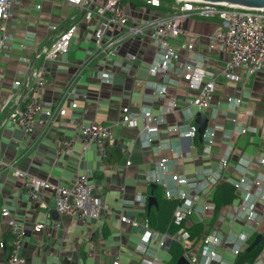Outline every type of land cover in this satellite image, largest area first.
Wrapping results in <instances>:
<instances>
[{
  "label": "crops",
  "instance_id": "obj_1",
  "mask_svg": "<svg viewBox=\"0 0 264 264\" xmlns=\"http://www.w3.org/2000/svg\"><path fill=\"white\" fill-rule=\"evenodd\" d=\"M160 3L162 9L139 1L127 0L132 17L130 24L171 13L174 0H163V2L160 0ZM36 4H40V7L37 8ZM75 11V8L67 5L63 0H20L11 8V19L7 29V35L10 36L7 44L11 47V57L0 54V139L5 140L3 147L0 148V163H2L0 164V213L3 208H7L24 225L26 233L22 254L25 264H113L116 258L121 264V247L124 243L127 244V239L121 233L127 230L131 233L135 231L134 234L137 235L139 231L140 234L137 236L140 238L144 229L141 227L132 229L128 224L126 228V223L120 221L119 214L142 217L146 204H140L135 196L139 193L148 197L151 194L154 196L153 188L156 184L154 183V187L151 186L152 183L147 180L146 173L154 168V162L158 158L152 148L143 147L139 143L140 127H126L118 123L121 106L129 105L132 110H137L144 103L151 106L154 112H159L165 102L173 99L176 106L166 115L170 124L186 120L195 121L198 112L186 103L191 97V92L183 86L182 81L178 85L169 84L167 92L162 97L147 95L152 83H173L171 81L178 77L174 73L158 78L148 74L147 69L150 60L154 57L155 46L144 36L131 35L125 29L120 32L114 31L113 36L117 34L124 36L117 53L108 58L105 57L106 52L92 57L94 52L92 37L80 29L75 33L67 53L49 63L45 86L41 92L42 107L48 109L54 108L60 101L63 91H67L61 100L65 114L61 116L54 114L49 120L40 113L37 116L34 134L23 137L18 127L8 119V105L1 108L2 98L10 91L12 81L17 76L24 78L26 65L18 61V55L29 56L36 49L47 45L51 38L48 25L59 22L64 26L72 22L71 16ZM217 23L216 17L188 16L179 20L180 26L185 31L197 34L195 48L198 58L216 72L213 103L218 105V116L213 119V124L214 122L222 124L223 128H216L215 143L210 155L201 153V147H198L195 138L192 142L180 140L175 135L167 138L173 141L175 146L181 145L184 149L182 158L174 164V168L185 174H191L206 165H216L225 146L227 144L232 146L235 153L223 171V176L227 180L240 175L233 168L234 160L239 155L254 159L264 149V131L258 129L257 132L246 134L233 132L231 137L223 132V129L232 130L237 123L257 128L260 126V119L264 116V67L251 79V82H248L250 80L248 77L235 84L232 91L227 90L226 80H222L218 72L227 54L209 46V36L216 29ZM183 37L185 36L180 35L173 41L178 45L183 44L185 42ZM107 49L109 50L110 47ZM181 52L187 53L182 47ZM39 64L38 61L36 66ZM101 69L112 73L113 78L110 82H104L99 78ZM25 89L26 83L23 80L19 88L14 91L12 102L16 101V94H23ZM238 90L249 92L252 98L233 108L226 102L225 95ZM72 101L76 103L75 107H71ZM247 110L251 113H246ZM77 119L84 122L96 121L113 127L116 143L109 148L106 157L100 156L94 144L82 147L79 132L75 127ZM160 127L163 128V124ZM68 136L75 138L71 153L58 154L57 143ZM201 140L199 143L202 145ZM162 145L165 149V145L163 143ZM193 155L197 156L196 160L192 159ZM14 168L59 184L72 182L77 173H90L95 182L94 192L103 205L101 217L97 220L84 221L76 217L59 216L54 209L53 193L50 190H45L42 195L47 208L37 206L24 192L21 185L22 178L13 175ZM160 188L163 196V189L161 186ZM212 189L213 187L207 192L209 200H212ZM232 202L220 208L215 221L226 206H230V211L225 213V217L222 216V220H227L228 223L235 221L231 213ZM117 205L120 206L119 214L115 213ZM262 206L264 202L259 205L257 211L258 224L244 223L251 228V231L241 230V232L247 235L254 231L262 233L264 229ZM205 217L199 219L193 215V219L198 221L204 220ZM54 220L60 221L59 227H53ZM5 221L6 218L0 214V240L4 242V247L0 248V264H7L12 240ZM37 222L43 223L44 227L34 231L33 224ZM254 226L256 229L253 231ZM116 228H118L117 233L119 232V245L108 240L109 236L116 234ZM212 228L219 230L214 225L209 227ZM153 244L152 242L149 247L154 249ZM247 245L246 241L244 247L246 248ZM197 249L198 245L192 250ZM216 250L228 261L234 260L233 254L228 249L219 246ZM143 255L150 259L152 252L147 251L141 254L140 258ZM76 258L77 262L74 261ZM140 258L134 260L129 255L126 264H140ZM160 263L164 264L166 261L154 262V264Z\"/></svg>",
  "mask_w": 264,
  "mask_h": 264
},
{
  "label": "built area",
  "instance_id": "obj_2",
  "mask_svg": "<svg viewBox=\"0 0 264 264\" xmlns=\"http://www.w3.org/2000/svg\"><path fill=\"white\" fill-rule=\"evenodd\" d=\"M63 1L76 10L71 16L72 22L64 26H61L59 22L50 23L48 30L51 31V38L48 44L36 49L29 56L18 55V61L26 65V70L23 72L24 78L17 76L12 81L8 94L2 98L1 108L8 105V119L18 127L22 136L34 134L37 116L40 113L47 116L49 120L54 114L58 116L65 114L61 100L67 91H63L60 101L54 108L48 109L42 107L41 92L45 86V75L48 72L49 63L67 53L75 33L81 29L91 35L94 43L92 57L106 52L105 57L108 58L117 53L124 38L123 35L118 34L113 36V32L125 29L129 34L144 36L151 44H154L155 54L147 69L150 76L158 78V76L174 73L178 77L171 81L173 83H152L149 91L151 94L147 93L149 97L164 96L169 84L178 85L180 81L191 92V97L186 100V103L196 106L198 112L202 110L201 112L207 117V125L202 134L201 153L210 155L215 143L216 128L222 127V124L215 122L213 125L209 124L210 118L215 119L218 116V105L213 103L216 92V72L198 58L195 48L198 36L185 31L180 26L179 20L188 16L218 19L216 29L209 36V46L211 49L227 54L218 72L226 82L235 85L252 74H258L264 65V8H251L211 0H174L171 13L130 24L132 17L127 0ZM135 1L150 6L160 4V0ZM19 2L18 0H0V54L4 57H11V47L7 44L10 37L7 35V29L11 19L12 5ZM36 7L39 8L40 4H36ZM180 35L185 36L183 37L185 42L181 43L182 45L173 41ZM108 47H110L109 50ZM181 47L185 49L186 54L181 52ZM127 57L130 56L127 55ZM38 61L40 64L36 66ZM241 70H245L248 76L242 77ZM99 78L104 82H110L113 75L109 70L101 69ZM23 80L26 83V89L23 94H16V101L12 102L14 91L19 88ZM250 98H252L251 94L243 90L225 95L226 102L233 108L244 104ZM10 102L12 104H9ZM75 106L76 103L72 101L71 107ZM175 106L173 99L165 102L159 112H154L151 106L144 103L137 110H132L129 105L121 106L118 123L122 126L138 128V120H140L142 125L138 130L139 143L143 147L152 148L158 155L154 168L146 173L147 180L160 185L165 198L178 199L172 218L173 223L179 225V228L172 235L168 232L152 230L148 226L146 217L135 218L127 214H119L120 221L128 224L130 228L144 229L142 236L138 238L136 249L142 254L151 251L152 257L149 259L143 255L139 259L140 264H154L156 261L163 263L156 252L160 248L167 250L172 238L180 242L183 247L191 246L192 240L188 231L182 226V222L192 215L202 219L213 212L214 203L208 199L207 192L219 180L226 179L223 176L224 168L229 165L235 153V149L227 144L220 153L216 165L203 166L191 174L176 170L174 164L182 158L184 149L181 145L175 146V143L167 137L175 135L180 140L192 142L198 132V124L191 120L168 123L166 115ZM246 113L251 111L247 110ZM260 122L258 128L237 123L232 130L223 129V132L231 137L233 132L246 134L257 132L258 129L264 131V116L261 117ZM162 124L163 128L160 127ZM75 127L79 132L82 147L94 144L102 158L107 156L109 148L116 143V135L111 125L77 119ZM74 141L73 136L61 139L57 143V153L69 155ZM191 157L193 160L197 159V156ZM234 161L233 168L240 175L227 180L234 186L241 203L233 205L232 217L245 224H258L257 211H259L260 202H264V149L254 159L239 155ZM12 173L22 178L21 185L28 199L39 207L47 208L42 195L45 190H50L53 193L54 209L59 216L76 217L84 221L97 220L101 217L103 205L94 192L95 182L88 172L77 173L73 181L68 184H59L49 179L29 175L18 168H14ZM147 198V195L140 193L135 196V199L144 205L147 204ZM201 199L203 202H200ZM262 208L264 209V206ZM0 214L6 218L5 223L12 237L7 264H25L22 254L26 233L24 225L7 208H3ZM52 225L57 228L60 221L54 220ZM43 227L44 224L40 222L33 224L34 231H39ZM255 229L256 226L253 231ZM248 236L244 232L235 234L230 231L222 237L217 228H212L203 233L196 251L185 250L182 255L190 264H233L234 260L228 261L223 258L216 248L220 246L228 249L235 258L244 248ZM152 242L154 249L149 247ZM2 247L4 242L0 240V248ZM263 257L264 245L251 264H262ZM113 264H119V259L116 258Z\"/></svg>",
  "mask_w": 264,
  "mask_h": 264
},
{
  "label": "trees",
  "instance_id": "obj_3",
  "mask_svg": "<svg viewBox=\"0 0 264 264\" xmlns=\"http://www.w3.org/2000/svg\"><path fill=\"white\" fill-rule=\"evenodd\" d=\"M163 2V0H161ZM159 9H162V4L159 6H154ZM195 142L198 147H201L199 141L198 132L195 135ZM153 194L155 198V202L150 204L149 206L146 204L145 209L142 213V217H146L148 219V226L152 230H156L159 232H168L171 235L175 234L179 225L173 223V209L176 206L178 199H167L162 196L161 188L159 185H156L153 188ZM238 193L236 192L234 186L231 184L229 180L221 179L212 189V202L214 203V210L211 215L205 217L204 220L198 221L197 219H193V215L189 216L182 222V226L188 231L189 237L192 240V244L189 247H183V245L178 242L176 239L172 238L169 241V245L167 248V252L170 257L166 261L165 264H176L177 259L183 254L185 250H192L194 246H199L201 242V237L204 232L208 231L209 227L214 225L215 218L219 213V210L222 206L229 204L232 202ZM141 217V218H142ZM257 232H252L248 239L247 244H249L255 237ZM263 237L259 243H257L252 249L249 251L244 247L234 258L233 264H251L254 260L256 254L260 251L262 246L264 245V229L262 230ZM192 248V249H191ZM10 249V246H9Z\"/></svg>",
  "mask_w": 264,
  "mask_h": 264
},
{
  "label": "rangeland",
  "instance_id": "obj_4",
  "mask_svg": "<svg viewBox=\"0 0 264 264\" xmlns=\"http://www.w3.org/2000/svg\"><path fill=\"white\" fill-rule=\"evenodd\" d=\"M18 1H20V0H18ZM16 5L17 4H13L12 8L14 6H16ZM263 67H264V65H263ZM263 67H262V69H263ZM241 75H242V77L243 76H248V73L245 70H241ZM255 76H256V74H252L251 76H249L250 80L248 82H251V79H253ZM221 79L225 80V78L222 75H221ZM221 79H219L220 82H222ZM225 86H226V89L229 90V91H232L233 87H234L233 84L227 83V82H225ZM227 94H229V93H227ZM224 104L225 103H222V105H224ZM193 109L198 111L197 107L194 106V105H193ZM200 111H202V110H200ZM209 124L213 125V119L210 118ZM141 125H142V123L140 122L139 123V127H141ZM4 141L5 140L3 138L0 139V148L3 147ZM226 168L227 167H225L224 170ZM259 201H261V200H259ZM200 202H203V199H201ZM240 203H241V199L239 197H237V198H235L233 200L232 205H238ZM119 208H120V206L117 205L116 208H115V213L119 214ZM227 211H230V206H226V207H224L221 210V213H220L219 217L217 218V220L214 223V226L219 228L220 235L222 237L226 236L228 234V232H230V231H232L235 234L240 233L241 230L247 231V232L251 231V228L248 227L247 225H244V223L242 221L240 222V221L235 220L233 222L228 223L227 220H225L226 222L224 220H222V216L225 217V213ZM258 217H259V215H256V220H258ZM125 227L127 228V224H125ZM128 227L130 228V226H128ZM115 230H116V232H115L116 234H112L111 236H109L108 240L112 241V242H115L116 245H119V239H118L119 232L117 233L118 228H116ZM132 231H134V230H132ZM134 232L131 233V232L125 230V231H123L121 233V235L123 237H125V239H127L126 240L127 244L124 243L123 247H121V251H122L121 254H120V262H121V264H126L127 263V261L129 260V255L131 256L132 259L136 260V259L140 258L141 254H142V252L140 250L136 249V245L138 243V237H139L137 235H139L140 232L138 231L137 235H135ZM156 255L162 261H167L169 259V257H170V255L166 251V249H163V248L158 249L157 252H156ZM74 261L77 262L78 261L77 258Z\"/></svg>",
  "mask_w": 264,
  "mask_h": 264
},
{
  "label": "water",
  "instance_id": "obj_5",
  "mask_svg": "<svg viewBox=\"0 0 264 264\" xmlns=\"http://www.w3.org/2000/svg\"><path fill=\"white\" fill-rule=\"evenodd\" d=\"M211 1H219L227 4H233L238 6H245V7H251V8H264V0H211ZM195 122L198 124V135L199 138H202L203 131L207 125V117L203 114V112L199 111L196 114ZM152 187L155 186L154 183L151 184ZM155 202L154 196L151 194L148 197L147 205ZM263 234L261 232L257 233L254 237V239L247 245L246 250L249 251L252 249L260 240L262 239ZM176 264H190L189 261L181 255L177 261Z\"/></svg>",
  "mask_w": 264,
  "mask_h": 264
},
{
  "label": "bare ground",
  "instance_id": "obj_6",
  "mask_svg": "<svg viewBox=\"0 0 264 264\" xmlns=\"http://www.w3.org/2000/svg\"><path fill=\"white\" fill-rule=\"evenodd\" d=\"M197 135V134H196Z\"/></svg>",
  "mask_w": 264,
  "mask_h": 264
}]
</instances>
